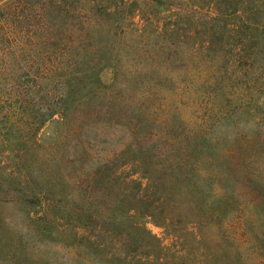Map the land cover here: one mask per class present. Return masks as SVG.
Returning <instances> with one entry per match:
<instances>
[{
    "label": "rangeland",
    "instance_id": "obj_1",
    "mask_svg": "<svg viewBox=\"0 0 264 264\" xmlns=\"http://www.w3.org/2000/svg\"><path fill=\"white\" fill-rule=\"evenodd\" d=\"M0 264H264V0H0Z\"/></svg>",
    "mask_w": 264,
    "mask_h": 264
}]
</instances>
